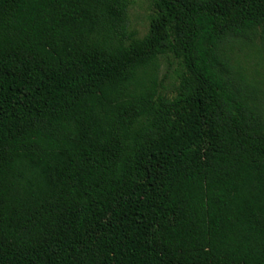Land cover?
Instances as JSON below:
<instances>
[{
    "label": "trees",
    "instance_id": "trees-1",
    "mask_svg": "<svg viewBox=\"0 0 264 264\" xmlns=\"http://www.w3.org/2000/svg\"><path fill=\"white\" fill-rule=\"evenodd\" d=\"M131 4L0 0V264H264V0Z\"/></svg>",
    "mask_w": 264,
    "mask_h": 264
},
{
    "label": "rangeland",
    "instance_id": "rangeland-1",
    "mask_svg": "<svg viewBox=\"0 0 264 264\" xmlns=\"http://www.w3.org/2000/svg\"><path fill=\"white\" fill-rule=\"evenodd\" d=\"M154 12L153 0H132L130 7V25L132 29L137 30L140 37L148 34L150 29V19ZM242 65L246 68L249 75H253L255 71L260 75L254 74L257 80L264 83V50L261 55H253L251 52H240ZM180 66L177 61L162 60L161 69L158 72V83L161 90L173 96L176 86L179 83ZM263 88L264 85L262 84Z\"/></svg>",
    "mask_w": 264,
    "mask_h": 264
}]
</instances>
